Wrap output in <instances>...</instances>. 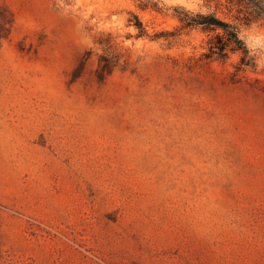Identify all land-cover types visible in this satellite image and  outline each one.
Segmentation results:
<instances>
[{"label": "rangeland", "instance_id": "rangeland-1", "mask_svg": "<svg viewBox=\"0 0 264 264\" xmlns=\"http://www.w3.org/2000/svg\"><path fill=\"white\" fill-rule=\"evenodd\" d=\"M133 3L158 53L0 0V264H264V75Z\"/></svg>", "mask_w": 264, "mask_h": 264}, {"label": "clouds", "instance_id": "clouds-1", "mask_svg": "<svg viewBox=\"0 0 264 264\" xmlns=\"http://www.w3.org/2000/svg\"><path fill=\"white\" fill-rule=\"evenodd\" d=\"M53 2L61 17L73 20L77 34L75 43L82 49H92L95 54H99L102 48L96 39L110 36L111 43L115 37V42L121 48L135 49L138 55L148 51L153 53L160 51L159 41L150 40L146 36L137 38L138 29L130 21L129 12L143 15L145 19H148V13L141 10L138 12L133 0H53ZM155 2L162 10L167 9L169 14H172L173 9L181 8L192 16L217 15L214 4L206 5L204 0H155ZM167 23L172 30L174 29L172 26H178V20L174 15H169ZM237 29V38L248 50V57L254 59L253 78L264 75V26L253 22L248 26L237 25ZM192 37L191 45L198 44L202 39V35L195 32L192 33ZM182 50L186 55H191V46H186ZM240 56L241 52L239 56L233 58V64L239 61Z\"/></svg>", "mask_w": 264, "mask_h": 264}, {"label": "trees", "instance_id": "trees-1", "mask_svg": "<svg viewBox=\"0 0 264 264\" xmlns=\"http://www.w3.org/2000/svg\"><path fill=\"white\" fill-rule=\"evenodd\" d=\"M228 12L235 10L237 13L236 19H242L250 22L252 19L264 18V0H225ZM222 5V2H216ZM174 15L180 23V32L191 28L200 27L204 31L212 34L207 45V58H227L230 52H236L241 56L239 58L237 69L244 67H253L255 65L254 59L248 57V50L236 36L237 27L235 24H228L226 19L219 15L209 14L202 16L196 14L192 16L191 13L185 12L181 8L174 9ZM232 23V22H230ZM134 25L138 28L140 34L145 33L144 28L139 20H135ZM154 37H157L156 35Z\"/></svg>", "mask_w": 264, "mask_h": 264}]
</instances>
